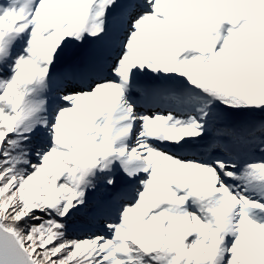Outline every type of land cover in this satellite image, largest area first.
I'll return each mask as SVG.
<instances>
[{
	"label": "snow or ice",
	"instance_id": "snow-or-ice-1",
	"mask_svg": "<svg viewBox=\"0 0 264 264\" xmlns=\"http://www.w3.org/2000/svg\"><path fill=\"white\" fill-rule=\"evenodd\" d=\"M0 264H264V0H0Z\"/></svg>",
	"mask_w": 264,
	"mask_h": 264
}]
</instances>
